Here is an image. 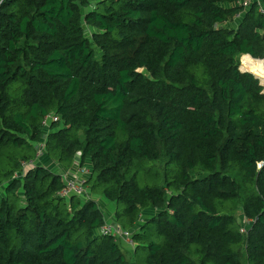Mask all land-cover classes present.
I'll return each instance as SVG.
<instances>
[{"label":"trees","instance_id":"obj_1","mask_svg":"<svg viewBox=\"0 0 264 264\" xmlns=\"http://www.w3.org/2000/svg\"><path fill=\"white\" fill-rule=\"evenodd\" d=\"M261 58L264 0H0V264H131L95 193L144 264H264Z\"/></svg>","mask_w":264,"mask_h":264},{"label":"built area","instance_id":"obj_2","mask_svg":"<svg viewBox=\"0 0 264 264\" xmlns=\"http://www.w3.org/2000/svg\"><path fill=\"white\" fill-rule=\"evenodd\" d=\"M247 3V2H245ZM58 120V116H54L53 114L46 115L44 118V124L49 125L51 120ZM38 152V156L42 155V151L45 147V143H41ZM36 160L31 159L28 162H25L26 165L35 164ZM72 171V170H71ZM90 174V169L85 165L77 164V169L70 172L66 171L64 173L65 185L60 191V195L66 198H71L73 195L86 196V179ZM89 194V193H88ZM99 232L103 235H112L117 239H121L131 246H135V242L133 239V232L118 222L106 221L105 224L100 228Z\"/></svg>","mask_w":264,"mask_h":264},{"label":"rangeland","instance_id":"obj_3","mask_svg":"<svg viewBox=\"0 0 264 264\" xmlns=\"http://www.w3.org/2000/svg\"><path fill=\"white\" fill-rule=\"evenodd\" d=\"M86 28H87V34L90 36L92 34L93 28L90 26H87V25H86ZM241 64H242V57H241ZM259 78L261 80V83L264 85V79L261 77H259ZM90 163L91 162L89 160H87L85 166H90ZM62 171H64V169H62L61 172ZM86 189H87V193L90 194L89 188L86 187ZM87 193H86V196H87ZM94 197L97 199L99 205L104 209L106 217H109V216L111 217L115 213L117 208L121 207V206H117L116 203H113V202L107 200L106 198H104L99 193H95ZM240 212H239V217H240L241 221H243V216H240L241 215ZM145 213L150 215V214L156 213V211L154 209H151V210H146ZM130 247H131L130 249H128V250L125 249L124 251L127 254V257L131 260L130 261L131 264H144L142 262V258H141L142 254L141 253L136 254L133 250V247L132 246H130Z\"/></svg>","mask_w":264,"mask_h":264},{"label":"crops","instance_id":"obj_4","mask_svg":"<svg viewBox=\"0 0 264 264\" xmlns=\"http://www.w3.org/2000/svg\"><path fill=\"white\" fill-rule=\"evenodd\" d=\"M77 164L78 163H76V165L75 166H73L72 168H70V169H67V170H65V171H70V172H72V171H74V170H76L77 169ZM88 168L89 167H91V165L90 166H87ZM90 170H91V168H89ZM72 170V171H71ZM65 173V172H64ZM113 218H114V214L110 217H107V220H109V221H113L114 222V220H113ZM143 219V218H142ZM121 244H122V247H123V249L125 250H128V249H130L131 247V245L130 244H128L127 242H125V241H123V242H121ZM133 247V250H134V252H135V249H134V246H132Z\"/></svg>","mask_w":264,"mask_h":264},{"label":"water","instance_id":"obj_5","mask_svg":"<svg viewBox=\"0 0 264 264\" xmlns=\"http://www.w3.org/2000/svg\"><path fill=\"white\" fill-rule=\"evenodd\" d=\"M258 59H260V58H258ZM261 59H264V58H261Z\"/></svg>","mask_w":264,"mask_h":264}]
</instances>
